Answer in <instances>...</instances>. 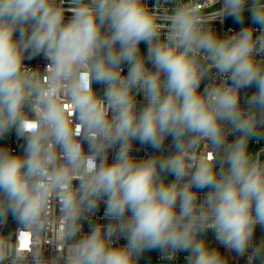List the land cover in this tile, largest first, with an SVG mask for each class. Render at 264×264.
<instances>
[{"label":"clouds","instance_id":"obj_1","mask_svg":"<svg viewBox=\"0 0 264 264\" xmlns=\"http://www.w3.org/2000/svg\"><path fill=\"white\" fill-rule=\"evenodd\" d=\"M228 18L241 27L221 33ZM13 131L0 264H229L220 246L264 264V0H0Z\"/></svg>","mask_w":264,"mask_h":264},{"label":"built area","instance_id":"obj_2","mask_svg":"<svg viewBox=\"0 0 264 264\" xmlns=\"http://www.w3.org/2000/svg\"><path fill=\"white\" fill-rule=\"evenodd\" d=\"M153 3V0H149V4L151 6V4ZM70 15V14H68ZM228 18L225 22L224 25H221L217 22L216 24V28L221 32H227V30L229 28H233L234 30H238L239 27H241V25H237L233 22H229ZM141 49L142 51L146 52V45L142 44L141 45ZM26 63H31V64H40L41 66H43L46 62L42 59V58H38L37 60L28 62L26 61ZM125 73L127 72V66L125 65ZM205 83H207V81H205ZM203 84L201 85V90L203 89ZM97 88V91L100 92L102 91V87L101 86H95ZM249 92V94L252 91H255V88H251L249 90H247ZM138 99H142L141 97H138ZM170 139L168 141H166V148L167 145L170 143ZM231 139V137H230ZM24 141L22 139H17L15 132L13 131L12 133H10L8 135V137H6L5 139H0V145H4V146H10L12 147L16 152H21L22 151V146H23ZM260 148H264V140H261L259 144H257L256 146V150H259ZM254 151V152H255ZM155 152L154 149H152L150 146H141L139 144V142H134V152L133 154L136 155L137 157H144L145 155H151ZM169 179H171V177H169ZM103 211H104V206L101 205L99 211L97 212V216L98 217H102L103 216ZM94 222H95V218ZM101 222L103 223H107L108 221H104L102 220ZM15 229V223L12 221L11 217H9V221H8V227L6 229L7 230H14ZM261 230V232L258 233V230ZM85 232L88 231V224L87 222H85L84 224V229ZM210 232V230H209ZM264 233V230H262L260 228V226H257V230L254 234V242H256V240ZM209 241L210 242H214V236L213 235H209ZM121 244L126 243L125 240H120ZM214 246H218L215 245ZM220 250L223 254L228 255L230 257L229 259V264H247V256L241 257L236 255L235 253H228V251L226 249H224L222 246H220ZM46 257L48 255H50V252L46 251L45 252ZM188 255V253L185 252H178L175 257L173 259H167L159 250H151V251H147L145 252L141 259L139 264H187L185 257Z\"/></svg>","mask_w":264,"mask_h":264},{"label":"rangeland","instance_id":"obj_3","mask_svg":"<svg viewBox=\"0 0 264 264\" xmlns=\"http://www.w3.org/2000/svg\"><path fill=\"white\" fill-rule=\"evenodd\" d=\"M256 146L257 144L255 143V141L250 142V150H252L253 152L256 150ZM262 239H264V233L256 240V242Z\"/></svg>","mask_w":264,"mask_h":264},{"label":"trees","instance_id":"obj_4","mask_svg":"<svg viewBox=\"0 0 264 264\" xmlns=\"http://www.w3.org/2000/svg\"><path fill=\"white\" fill-rule=\"evenodd\" d=\"M229 22H233V20L230 18V19H229ZM233 23H234V22H233ZM245 23H246V24H250V23H251L250 18L246 19Z\"/></svg>","mask_w":264,"mask_h":264},{"label":"water","instance_id":"obj_5","mask_svg":"<svg viewBox=\"0 0 264 264\" xmlns=\"http://www.w3.org/2000/svg\"><path fill=\"white\" fill-rule=\"evenodd\" d=\"M259 232H261V230H260V229L258 230V233H259ZM209 233H210V232H209ZM209 235H210V234H209ZM208 239H209V237H208Z\"/></svg>","mask_w":264,"mask_h":264}]
</instances>
